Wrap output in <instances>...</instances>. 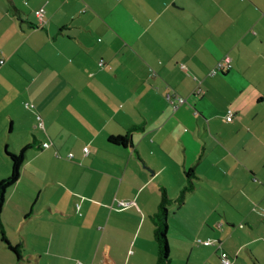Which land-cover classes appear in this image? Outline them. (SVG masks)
<instances>
[{
    "label": "crops",
    "instance_id": "obj_1",
    "mask_svg": "<svg viewBox=\"0 0 264 264\" xmlns=\"http://www.w3.org/2000/svg\"><path fill=\"white\" fill-rule=\"evenodd\" d=\"M26 146L0 264H156L164 192L170 264H264V0H0V181Z\"/></svg>",
    "mask_w": 264,
    "mask_h": 264
},
{
    "label": "trees",
    "instance_id": "obj_2",
    "mask_svg": "<svg viewBox=\"0 0 264 264\" xmlns=\"http://www.w3.org/2000/svg\"><path fill=\"white\" fill-rule=\"evenodd\" d=\"M112 142L115 143H127V137H117L111 138ZM26 146L19 154L15 153H8L12 161V173L10 177L6 180L0 181V215L4 208V204L6 202V192L7 189L17 183L21 175V169L23 166L24 161V154L26 151ZM51 147V146H50ZM191 177V174L189 175ZM193 185L190 184L186 186L180 193L177 202L182 203L185 196L193 190ZM173 201L167 196L164 192L162 194V199L160 203V209L156 216L154 217V224H155V232L154 238L158 248L157 254V263L156 264H170L171 263V256H170V247L167 239V231H168V206ZM3 242H5L9 249L14 252L18 257H20L19 249L16 247H12L8 241L3 238Z\"/></svg>",
    "mask_w": 264,
    "mask_h": 264
},
{
    "label": "built area",
    "instance_id": "obj_3",
    "mask_svg": "<svg viewBox=\"0 0 264 264\" xmlns=\"http://www.w3.org/2000/svg\"><path fill=\"white\" fill-rule=\"evenodd\" d=\"M36 16L40 19V21L43 23V17H44V11L40 10L35 12ZM101 65H103V63H101ZM232 68V64H231V60L230 58H225L223 61H220L217 63V65L214 67V69L211 71L210 75L214 76L220 72H224L225 70H230ZM196 95H202L203 94V90L198 87L196 88L195 91ZM166 100L168 101V103H170L174 108H178L179 106H182L184 104H186V99L183 97H180L178 94L174 93V92H168L165 96ZM31 108H33V105H28ZM225 121L227 122H232L233 121V114L230 112L226 117H225ZM38 127L40 129H44V123L42 120L39 121ZM51 144L50 143H44L43 147L45 149L50 148ZM85 153L88 154L89 150L88 148L84 149ZM71 157V155H70ZM124 205V204H123ZM264 217V214H263ZM199 243L201 245L204 246H215L216 243L214 241L208 240V241H199ZM220 261L221 264H233L232 261L230 260V258L228 257L227 253H222L220 256Z\"/></svg>",
    "mask_w": 264,
    "mask_h": 264
}]
</instances>
